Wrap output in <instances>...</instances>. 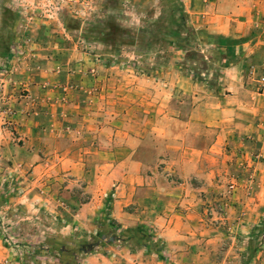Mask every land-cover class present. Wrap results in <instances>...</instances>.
<instances>
[{
  "label": "rangeland",
  "instance_id": "1",
  "mask_svg": "<svg viewBox=\"0 0 264 264\" xmlns=\"http://www.w3.org/2000/svg\"><path fill=\"white\" fill-rule=\"evenodd\" d=\"M190 2L0 0V264H83L90 253L106 255V247L154 243L140 228L111 226L95 236L65 231L92 194L83 190L87 182L59 181L55 172L75 165L77 172L115 169V138L132 131L147 139L142 156L149 167H166L161 160L169 150L159 128L168 123L147 113L145 90L189 74L214 87L233 61L225 50L248 38L264 41V27L231 39L195 26ZM115 28L134 42L117 45ZM259 53L258 68L247 60L243 69L246 88L264 95ZM183 89L176 87L172 105L181 117L194 102L191 88ZM244 107L232 121L239 128L225 131L218 172L190 180L203 189L209 220L201 223L197 246L206 255L195 258L198 264H264V100ZM72 149L86 152L85 159L68 161ZM41 172L48 173L40 178Z\"/></svg>",
  "mask_w": 264,
  "mask_h": 264
},
{
  "label": "crops",
  "instance_id": "2",
  "mask_svg": "<svg viewBox=\"0 0 264 264\" xmlns=\"http://www.w3.org/2000/svg\"><path fill=\"white\" fill-rule=\"evenodd\" d=\"M261 2L193 0L189 4L190 17L195 26L204 27L211 34L240 39L264 27L261 20L264 4ZM263 45L264 41L248 38L239 46L241 48L225 50V54H229L227 60L233 61L221 68V77L214 87L208 86V78L200 79L189 74L177 78L175 83L164 80L162 87H152L154 91L145 90L150 96L147 113L151 112V117L155 119L162 115L168 123L162 130L159 128V135L166 139L169 150V157L161 160L166 167L161 170L149 167L142 156L147 139L132 131L130 136L115 138V151L119 155L116 156L119 163L115 169L77 172L75 165L69 168L70 172H55L59 181L70 177V183L75 185L87 182L83 190L92 194L88 203H81L65 231L69 229L79 231L80 236H95L111 226H116L118 230L140 228L149 233V239L154 242L149 243L150 247L120 245L117 250L111 251L106 247V255L90 253L85 255L83 264L98 260L100 264H198L199 255H206V249L202 252L197 245L204 240L201 223L209 221L204 215L207 204L199 196L203 189L190 180L200 177V172H218L214 162L217 161L222 139L226 140L227 127L233 125L232 121L236 123L235 119L245 108L244 104L253 105L264 100L263 94L246 88L243 69L247 60L258 68ZM183 82L191 88L189 92L194 100L185 117L172 109L176 93H179L176 87L183 89ZM186 91L183 89V94ZM223 101L229 102L223 104ZM171 112L172 116H169ZM230 116L234 119L229 120ZM156 126L157 122L154 131ZM233 127L239 128L237 124ZM230 142L231 138H228ZM85 153L75 149L68 152L67 160L82 161ZM205 161L210 163L206 168L203 167ZM208 168L211 170L207 171ZM47 173L41 172L40 178ZM238 223L247 222L239 220ZM152 246H159L160 250Z\"/></svg>",
  "mask_w": 264,
  "mask_h": 264
},
{
  "label": "trees",
  "instance_id": "3",
  "mask_svg": "<svg viewBox=\"0 0 264 264\" xmlns=\"http://www.w3.org/2000/svg\"><path fill=\"white\" fill-rule=\"evenodd\" d=\"M115 31L119 32V37H118L119 39H117L118 41L117 45H127L130 40L132 41V43L134 42V39L127 38L128 31L125 30L122 31V29L120 28H115Z\"/></svg>",
  "mask_w": 264,
  "mask_h": 264
},
{
  "label": "built area",
  "instance_id": "4",
  "mask_svg": "<svg viewBox=\"0 0 264 264\" xmlns=\"http://www.w3.org/2000/svg\"><path fill=\"white\" fill-rule=\"evenodd\" d=\"M263 67H264V64H263ZM260 84L262 85V87L264 88V75H262L260 77Z\"/></svg>",
  "mask_w": 264,
  "mask_h": 264
}]
</instances>
